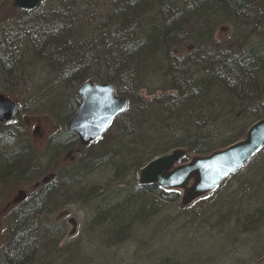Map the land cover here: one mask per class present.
<instances>
[{
  "label": "rangeland",
  "instance_id": "rangeland-1",
  "mask_svg": "<svg viewBox=\"0 0 264 264\" xmlns=\"http://www.w3.org/2000/svg\"><path fill=\"white\" fill-rule=\"evenodd\" d=\"M74 1V11L67 12L65 4L67 3L68 7V4L70 5ZM121 2L122 0H86V2L84 0H46L35 11L26 13L13 9L12 0H0V46L12 55L11 62L8 60L6 63L10 66L9 69L3 71L0 68V94L20 106L16 123L8 129L0 128V131L9 130L10 134L17 135L14 139L19 141L14 147L19 155L23 153L25 156V160L23 156L21 159L24 161L23 167L26 171V174L23 175L11 174L8 182L0 184V201L9 200L15 190L33 183L36 179L40 180L50 175L52 170H54L53 174L56 175V179L49 185L51 195L54 197L51 202L55 203L43 207L42 214L35 219L15 220L16 218H14L2 224L5 230L0 234V262L12 263L7 261L14 254V251L11 250L13 240L23 232L31 242V249L28 251V256L22 255V260L20 262L15 260L14 263L264 264V228H261L264 222V214L262 216L263 222L259 216L258 223L254 224V226L258 224L259 229L254 232L249 228L243 233L246 213L251 209L252 211H259V208L262 210V204L257 205L255 203L254 208L251 209L242 204L233 218L232 216L228 217L229 215L226 213L229 212V206L226 210L224 208V205L234 200V194L238 191L237 181L233 178L219 189L217 194L201 198L185 208L180 206L181 194L179 193L174 194L176 200L172 202L166 201L165 198L173 193L166 192L167 195L162 196L161 202L152 207L149 205L150 199H132L129 197L128 188L132 187L133 183L137 184V167H128L132 164V160L135 161L139 158L146 164L149 160L147 159L149 156L146 155L153 148L168 144L172 139L171 134L157 139L156 141L159 140L157 143L150 144V147L141 150L145 152L143 154L139 150H133V142L141 140L142 143H147L148 141L144 142L146 141L145 138L153 137L148 135H154L152 131L154 126L152 124L146 125L144 122L141 125H136L135 128L133 127V130L127 126L129 123H134L135 112L144 107L143 98L138 96L139 92L142 91L137 85L131 84L129 80L116 79L117 76L113 75L114 82L110 83L120 95L127 97L130 112L115 122L109 135L98 145L83 149L72 142L66 145L67 142L66 147L55 144L52 146L53 151L48 153L49 157L43 158L42 161L30 162L29 157L26 158V155H30V153L40 154L46 146L51 147L46 138L51 134L55 137L59 136L62 127L64 129L66 120L78 108L80 98L77 95V90L85 83L83 81L87 80L94 84H100L99 79L104 77L106 71L104 67L92 69L96 67V65H92L77 76L69 75L70 71L65 68L61 69V66L67 64L66 61H68L67 52L62 51H59L58 59L54 57L53 61L51 56L44 58L43 55L37 57L32 55L34 59H30L24 53L27 44L34 47L32 42H29V37L35 36V42L43 40L41 42L43 44L39 47L43 49L49 44V40L42 36L40 39L39 34L45 33L44 28L48 25L45 23L46 20L54 16L55 13H57L58 19L54 22L66 24L65 19H70L71 23L66 28L67 33H64L65 36H68L69 33L81 27L80 24L73 26L71 18H74L75 21L81 19L85 32L89 26L92 27L90 28L91 32L94 29L97 30L96 33H91L85 38L88 41L89 50H95L97 52L96 57L100 60L104 59L99 48L96 47L99 44L96 40L98 36L102 35L115 41L116 35L123 32V34L128 35L130 33L128 31L133 28V32L137 35V38L134 39L142 41L153 27L149 17L153 16V19H156L159 11L162 12V15L164 13L163 9L159 7L160 3L156 6L152 0H149L147 7L149 11L139 15L132 24H127L117 17L119 9H121L117 7V4L119 6ZM153 7H155L154 10ZM178 8L180 9V7ZM170 14L164 13V17L167 19ZM199 14L201 15V13ZM104 18L106 19L104 25L98 23ZM228 32L229 29L224 26L214 29L212 33L214 38L210 44L224 46L223 44L230 38V32ZM255 32L256 34L251 36L249 40L251 46L264 39L259 29ZM110 40L106 44H110L112 42ZM190 41L194 42L193 39H190L184 41L182 46L185 43L191 44ZM104 42L106 40H103L101 44ZM123 44L124 42L119 39L115 49H121ZM93 47L96 49H92ZM205 47L203 43L202 48ZM5 49L1 50L4 54H6ZM119 49L118 52H120ZM178 51L180 52L179 48ZM110 52L109 58H115L117 61L116 51L110 50ZM158 53L159 59H156L157 53L155 51L153 54L146 53L143 56L146 61V68H148L143 72L147 91H143L145 101L148 103L152 99L156 103L154 97L160 95L157 92L160 90V93L167 92L168 88L174 86L173 84L180 86L183 93L189 95L193 88V80L196 77L199 78L200 73L188 70L185 73L192 77H187L186 74L172 77L171 71L173 72V70L169 68L168 57L162 52ZM160 53L163 56H160ZM4 58H7L6 55ZM134 62L135 64L130 63V65H124L123 68L124 74H128L130 80L134 78L133 75L131 76L132 68L136 72L141 70L140 62ZM174 72L176 73V71ZM244 106L248 110L247 114L241 115V119H244L247 124L252 118L258 116L252 114L253 109L250 108L249 104H244ZM253 108L255 110L258 107ZM64 109H66V117L60 120L58 116L62 115ZM153 114L150 113L151 118ZM139 118L136 117L138 120ZM192 121L197 120L195 118ZM226 121V119H222L219 123L223 125ZM27 122L30 124L38 123L36 127H39L40 131H38L41 134L39 139L31 140L30 133L25 130ZM248 126L244 128V134ZM230 127L231 131L224 132V136L236 134L237 130L233 128L234 125ZM200 133L207 134L202 129ZM222 136L223 134L221 137L219 136L220 139H208L211 144L214 143L208 149L219 150L222 143L218 141L221 140ZM36 137L38 136L36 135ZM67 151H71L72 158L65 157ZM187 151L186 161L197 156L192 151ZM103 157L105 160L101 161ZM255 158L258 163L264 162V151ZM123 159H127V162L124 163ZM93 161L94 163H92ZM115 167H119V170H115ZM78 170H81V173ZM69 173L76 177V181L66 184L70 177ZM249 175H251L250 172L246 175L239 174L237 176L245 179ZM21 178L31 179L25 181ZM63 180H65L64 183ZM130 180L132 182L127 183ZM253 184L257 185L258 182H253ZM60 185H64L66 190L70 188L69 196L72 195V197L68 199L70 200L68 203L61 195L65 191L62 187V192H60ZM242 197L240 195V199ZM246 199L247 197H244V203ZM138 201H141L144 207H135L136 211L133 212V204L136 205L139 203ZM253 203L254 201L250 203L251 207H253ZM257 206L258 209H256ZM139 213L142 215H138ZM62 215H67V217L61 219ZM69 218H73L76 222V232L72 237H68V232L71 230L67 225ZM52 222L54 223L53 227ZM112 231H115L114 234L117 231L116 239L110 233ZM257 232L258 234H255Z\"/></svg>",
  "mask_w": 264,
  "mask_h": 264
},
{
  "label": "trees",
  "instance_id": "trees-1",
  "mask_svg": "<svg viewBox=\"0 0 264 264\" xmlns=\"http://www.w3.org/2000/svg\"><path fill=\"white\" fill-rule=\"evenodd\" d=\"M84 1L86 2V0ZM191 1H197V0H152V2H154L156 6L159 5V3L161 4L159 5V7L160 9H163L164 13H167V14L171 13L170 17L166 19L164 17V13L162 15L161 11L157 13L156 19H153V16H150L149 21L150 23H152L153 27L150 30L148 36L145 37L142 41L134 39V38H137L136 37L137 35L136 33L133 32L134 31L133 28L130 29V31H128L130 32L128 35L123 34L124 32L116 35L117 39H115V41L110 40L109 38H106L105 36H102V35L98 36L96 40L99 44H97L96 47L99 48L100 50L99 52L104 56V59H101V60L100 58L96 57L97 52L95 50H89V45L87 44L88 41L85 40V38H87L89 34L96 33L97 30L94 29L93 32H91L89 28V29H86L87 32H85V29L82 27L83 21L79 19V24L81 25L80 29L72 33H69L68 36H65L66 34L64 33L66 32L67 25L70 24L71 21L70 19L66 18L65 19L66 24L63 22H62L63 24L54 22L55 20L58 19L57 13H55L54 16L46 20L45 23L48 25L44 28L45 33H43V35L39 34L40 39H41V36L43 38L47 37V39L49 40V44H47L45 48L40 49L39 47H41V45L43 44L41 43L43 40L35 42V36L33 38L29 37V42H32V45L34 47H30L27 44L24 53H26L27 56L30 57V59H34L32 55H34L35 57L43 55L44 58L51 56V59L53 61L54 57L58 59L59 51L67 52L66 53V58H68V61H66L67 64H64L63 66H61V69L65 68L66 70L70 71L71 73H69V75H72V74L73 76L79 75L81 71L84 70L83 69L84 66L92 62L93 66L96 65V67H93L92 69L100 68V67H104L106 69V71L104 72V77H101L99 79L101 83H110L112 81L114 82L113 75H115L117 76L116 79L119 78L120 80H124V81L129 80L131 84H135L137 85V87H140V85H138L137 83L144 78L143 72L146 71V69H148L146 68V61L143 56L146 53L153 54L154 51L153 50L151 51V49L155 48L156 46L163 47L165 43H161L159 41L161 40L162 37L170 38V39L177 37L178 30L181 28V24L187 23V22H184L185 13L182 12L183 13L182 14V13H179V11L183 6H188V3H190ZM231 1L233 3L238 2L240 4V0H231ZM148 4H149V0H122L119 6L117 4V7L121 8L119 9V13L117 14V17L127 22V24L128 23L132 24L135 21V19L139 17V15L143 14L145 11H149L147 9ZM201 5H203V7ZM201 5L199 4L196 5L194 9L190 11L194 14L192 15V20H194L195 15H197L196 19L198 21V24L196 25V27H194V33L195 31L198 33L202 31V32L209 34L213 31L215 26L222 24L221 22L225 20V18L223 19L219 18L221 12H218V10H220L223 7L226 8V5H223V4L221 5V2L217 4V1L215 3L210 1L204 4H201ZM74 7H75V1L70 5L68 4V7H67V3L65 4V8L67 9L66 10L67 12L69 11L73 12ZM178 7H180V9ZM154 9L155 7H153V10ZM199 13H201V17ZM199 17L201 20H199ZM260 17L255 16L251 18L250 20H244L246 21L244 23L246 27L248 28L251 27L252 29H254L253 31H256L257 29H259V31H261L262 33V37H264V17H261V18ZM226 18H230V17H226ZM230 19L235 21V19L233 18H230ZM166 21H170V22H166ZM176 21L180 23L178 27H174V23ZM238 21H241V20H238ZM132 27L134 26L132 25ZM60 31L62 32L60 33ZM247 33L248 31H246V33L244 34L243 33L240 34L238 36V39L247 37L248 36ZM194 36L196 37V34H194ZM191 38L195 40L196 44H198V48H200V46L203 45L204 41H206V40L202 41L201 39H196L193 37ZM119 39L122 40L124 44L122 45L121 49L117 48L116 50L115 47L117 46ZM99 40H102V41H99ZM103 40H106V42L101 44ZM109 40L112 42H110V44H106ZM96 47H93L92 49H96ZM246 47L248 49L244 51L245 54L241 56L242 58L240 57L241 60H239L240 58H238L237 60L235 59V57L239 55V53L236 52L237 53L236 55L235 53L231 55L230 57L231 62H228L227 64L224 65L222 71H225L229 80H226L227 78H223V77L213 79L210 76H206V77H204L205 75L201 76L198 80H196L197 82H193L192 84L193 88L191 89L192 94L190 93L189 95H186L185 93H183V90L182 88H180V86H176L175 88H173V90H176L178 94L175 98H171V99L177 100V102H175L176 104L169 103L167 104V107H164L161 105L158 106L152 100L147 103L145 99L143 98V101H142L143 102L142 104H144L143 109H141L138 112L137 111L135 112L136 115L133 117L134 123L133 122L129 123V125L127 126L129 128H132L133 130V127L135 128L137 127L136 125H139V124L141 125L143 122L146 125L152 124L154 126V128L152 129V131L154 132V135H148V136H153L152 138L151 137L145 138L146 141L144 142L148 141L147 143H142L141 140H138L137 142H133L132 143L133 150L134 151L139 150L140 153L143 154L145 152H142L141 150H145L147 147H150L152 144L157 143L159 141V140L156 141L157 139H160L164 136H168L169 134L172 135V139L169 141V143L164 144L163 146L153 148L151 152L148 155H146V156H149L147 158L149 159L148 161H151L155 157L161 154L167 153L168 151L177 149V148L190 150L192 151V153L198 156L207 155L215 150H218V149H212V150L208 149L209 146L214 145V143L211 144V142L208 139H211V140L215 138L220 139L222 134H223L221 138V140L223 139L222 142L221 140L218 141L222 143V147L220 148H225L241 140L244 135L243 130L247 125L250 126L256 121L264 118V114H263V116H258V118H255V120L252 123L244 125L245 123H244V120L241 119V115L245 114L247 109L245 108V106H242V108L240 109L234 105L237 103L236 98H234L235 96L234 92L235 93L237 92L231 89L233 87H236L231 83V81H234V83L237 81L239 83V86L242 85L244 87L243 89H248L247 91L249 93L251 90H255V91L257 90V92L264 91V39L259 40L258 43L252 46L249 43ZM3 49L5 48L0 46V68H2L3 71H5V70H8L10 67L6 63L8 60L9 62H11L12 55L7 53L6 49H5L6 54H4L3 51H1ZM118 49L120 52H118ZM110 50L112 52L116 51L115 57L117 58V61L115 60V58L114 59L109 58L110 53H111ZM4 55H6L8 59L4 58ZM161 56L163 55L161 54ZM44 61L46 60L44 59ZM134 61L140 62L142 71L138 73L137 75L138 77L134 76L133 73L131 72L132 73L131 76L133 75L134 78L130 80L128 77V74L126 75L124 74L125 70L123 68H124V65H130V63L135 64ZM170 61L171 60H169V63ZM182 63L183 62L178 63V64L183 66ZM92 65H90V67ZM51 66L52 65L50 64V67ZM185 72L186 70L184 69V66H183V71L176 72L177 74L174 71L173 72L171 71V76L172 77L173 76L176 77L178 75L183 76L184 74H186ZM207 78L213 79L215 83L210 82L211 80H207ZM60 79L63 80L62 77H60ZM250 80L252 81V83L253 81L254 82L256 81L257 85L250 86V87L247 86L249 85ZM86 81L87 80H84L83 82H86ZM174 107L176 109H173ZM52 109L54 110V107ZM65 111L66 109L63 110V112L61 113L62 115L58 116L60 120L66 117ZM129 112H130V105L128 107V110L122 116H126ZM151 112L154 113L152 118L150 115ZM136 117H140L139 120L136 119ZM195 118L197 121H192ZM222 119L227 120L226 123H224L223 125L219 123ZM118 121H119V118L115 120L114 122H118ZM233 125H234L233 128L237 127L236 134L226 138V136H224V132L226 131L230 132L231 127L229 128V126H233ZM209 127H212V128L209 130L208 129ZM124 128H126V126H124ZM201 129L205 130L207 134H204V133L201 134L200 133ZM238 129H240L239 132H238ZM233 131L235 130L233 129ZM73 138L65 133H61L59 134V136L52 138L50 141L51 147L48 148L49 152L53 151L52 149L53 145L56 144L58 146L63 147L65 146L67 142H70V139L73 140ZM18 141H19L18 139L15 140L14 138H8L5 142L0 143V178L6 177L11 174H17V175L26 174V171L23 167V165L25 164H24V161H22L21 159L22 158L21 156H23L25 160V156L23 155V153L19 155L18 151H15L16 149L14 147ZM27 156L29 157V155H26V158ZM104 160H105V157L101 159V161H104ZM123 160H124V163L127 162V159H123ZM27 161H29V159H27ZM92 163H94V161ZM143 164L144 163L142 162V160L138 158L135 161L132 160V164L129 165L128 167H131V166H133L134 168L137 167V170H138L145 165ZM115 170H119V167H115ZM78 171H80L79 173H81V170H78ZM249 172L251 173V175H249L245 179L242 178L241 176H237L239 174L246 175ZM68 175L70 177L66 181V184L67 182L69 183V182L76 181V177L72 176L71 173H69ZM232 178L235 179V181H237L236 183L238 186V191L236 194H234L235 197L233 196L234 200L224 205L225 210L229 206V209H228L229 212H226L229 216L228 215L227 216L228 217L232 216V218L235 217L236 212L238 211L239 207L242 204L245 207H248L250 209L254 208L255 203H257V205L262 204L261 205L262 210L257 206L256 209L259 208V211L258 210L252 211L251 209L245 215L246 224L244 225L243 233H245V231L248 230L249 228L255 232L256 229H259V225L256 224L257 226H254V224L256 222L258 223L259 216L262 221V216L264 214L263 212V209H264V162L258 163V161H256V158L251 160L245 167H243L238 172H236L234 175H232L231 178L227 180L219 189H221L224 185H226ZM253 182H258V184L257 185L253 184ZM62 187L65 192L61 195L65 199L66 202H69L70 200L68 199H71L70 197H72V195L69 196L70 188L66 190L64 188V185H60V189H59L60 192H62ZM140 190L148 192L152 197L157 196L160 199H162V196H163L162 191L156 189L155 187L139 188L137 185H135L129 191L130 192L129 197H132V199L134 198L137 199L138 197H135L133 193L135 191H140ZM218 190L215 191L213 195L217 194ZM240 195L243 196L241 199H240ZM244 197H247V199L245 200V203L243 202ZM73 198H76V197H73ZM140 198L141 197H139V199ZM165 200L173 202L176 199L174 198V195H170L168 198H165ZM41 201H42V198L39 200L36 199L38 206L40 205ZM45 201L48 202V199L45 198ZM252 201H254L253 207H251V204H250ZM133 206L134 207H132V211L135 212L136 211V209H134L135 207L142 208L144 207V204L140 201L136 205L133 204ZM138 215H142V214L139 213ZM263 225H264V222L262 223L261 228H264ZM114 232L112 231L110 233L114 235L116 239L117 231L115 234ZM258 232L255 234H258ZM18 235L19 236H17L13 240V248L11 250L14 251V254L10 256V260H9L10 263L12 262L11 264H15L14 263L15 260H17V262H20L22 260L21 256L22 255L24 257L28 256L29 255L28 251L29 249H31V242L29 241V238L23 233H20Z\"/></svg>",
  "mask_w": 264,
  "mask_h": 264
},
{
  "label": "water",
  "instance_id": "water-1",
  "mask_svg": "<svg viewBox=\"0 0 264 264\" xmlns=\"http://www.w3.org/2000/svg\"><path fill=\"white\" fill-rule=\"evenodd\" d=\"M44 0H13L17 10L33 11ZM81 104L66 123V131L77 136L82 146L100 139L110 122L127 108L124 98L115 96L109 84H83L77 92ZM16 107L0 95V121L10 122ZM264 146V119L251 126L245 139L229 148L189 164L175 167L185 152L177 150L161 156L138 172L140 186L156 185L160 189L182 191L181 205L187 206L200 196L213 191L225 177L243 166ZM193 185L189 187V183ZM74 226V222L69 221ZM73 232H71L72 234Z\"/></svg>",
  "mask_w": 264,
  "mask_h": 264
},
{
  "label": "bare ground",
  "instance_id": "bare-ground-1",
  "mask_svg": "<svg viewBox=\"0 0 264 264\" xmlns=\"http://www.w3.org/2000/svg\"><path fill=\"white\" fill-rule=\"evenodd\" d=\"M212 1L213 3H215L217 1V4H219L221 2V5H226V8H219L220 10H218V12L220 13L219 18L223 19L225 18L224 21H222L221 23L223 24L224 27L229 29V36H231L233 39L231 42H228L226 46H221L220 44H212L209 45L208 47L205 48H196L194 46H192V48H189L190 46H182L181 43V39L183 38V36H193L196 39H201L202 41L204 40H209V39H213L214 35L212 33H205L200 31L199 33L195 31L194 33V27H196V25L198 24V21L196 19L195 15V19L192 20V15H194L192 12H190L191 10L194 9V7L196 5H201L204 4L206 2H210ZM225 3V4H224ZM203 7V5H201ZM205 10V9H204ZM225 10V11H224ZM179 11V10H178ZM184 12L185 14V20L184 22H187L186 24H181V28L178 30V35L177 37H174L172 39L170 38H165L162 37L161 40H159L161 43H165V45H163L162 48H160L159 46H156L155 48L151 49V51H155V53H157L156 55V59H159V53L158 52H162L166 55V57H168L170 61V69L176 72H181L183 71V66L184 69L186 70V72L188 70H193V72L195 73H200L198 76L199 78L201 76H210L211 78H227L226 80H229L228 76L226 75L225 71H222L223 67L225 64H227L228 62H231L230 57L233 53H235V55L237 53H239V55H237L235 57V59L237 60L238 58H240L241 56H243L245 54V50H247L248 48L246 47L250 42V38L251 36H254L256 34L255 31H253L254 29H252L251 27L248 28L246 27L245 23L246 21L244 20H250L251 18L257 16V17H264V0H240V4L238 2L233 3L231 0H197V1H191L190 3H188V6H183L179 13ZM183 14V13H182ZM200 15V14H199ZM187 16V17H186ZM201 17V15H200ZM199 17V20H201ZM226 17H230L235 19L232 20L230 18H226ZM260 17V18H261ZM105 18L103 21H100L98 23H101V25H104L105 22ZM237 20V21H236ZM241 20V21H238ZM166 22H170V21H166ZM72 23L73 26L74 24H79V21L76 19V21L74 20V18L72 19ZM200 23V21H199ZM167 24V23H166ZM100 25V24H99ZM180 25L179 22H175L174 23V27H178ZM89 26V25H88ZM89 28H92L91 26H89ZM80 29L77 28L76 30ZM197 29V28H196ZM225 29V28H224ZM74 30V31H76ZM226 30V29H225ZM73 31V32H74ZM246 31H248L247 33V37L242 38V39H238V36L240 34H244L246 33ZM194 34H196V37L194 36ZM231 34V35H230ZM226 39V37H225ZM224 39V40H225ZM159 42V43H160ZM178 48L180 49V52L178 51ZM169 49V50H167ZM237 52V53H236ZM161 56V53H160ZM242 58V57H241ZM241 58L239 60H241ZM183 62V66L178 64ZM186 62V63H185ZM185 63V64H184ZM93 63H89L86 66H84V70L89 67L90 65H92ZM142 69L139 71L141 72ZM134 76H137L139 72H136L133 68L132 71ZM187 76H191L187 73ZM138 77V76H137ZM192 77V76H191ZM199 78H195L193 80V82H197L196 80H198ZM213 79H209L207 78V80H211L210 82L215 83V81ZM145 81L144 79H142L141 81H139L137 84L140 85V90L141 91H146L145 88ZM231 83L238 87H233L231 88L233 91H236L237 93L234 92L235 96L234 98H236V104H234L237 108H242V106H244V104L250 106L251 109H253L252 114H255L257 116H262L264 114V91L261 92H257V90H251L250 93L247 91L248 89H243L244 87L241 85L239 86V83L236 81L234 83V81H231ZM134 85V84H133ZM257 82L250 80L249 85L247 86H256ZM177 85L174 84V86H172L171 88H168L167 92H163L160 93V91L157 92V94H160L159 96L157 95L155 99V104L156 105H161L164 107H167V104H176L175 102H177V100H173L171 98H175L177 96V91L173 90V88H175ZM159 89H163V88H159ZM241 91V92H240ZM147 92V91H146ZM133 95V94H131ZM123 96V95H121ZM126 97V96H123ZM170 99V100H168ZM232 100V99H231ZM234 102V101H233ZM253 107H258L257 109L254 110ZM236 109V108H235ZM248 110V109H247ZM258 111H260L259 113H257ZM245 114H247V111L245 112ZM244 115V114H243ZM253 115V116H255ZM255 118L258 117H254L252 118L247 124L252 123ZM244 120V119H243ZM244 125H246V122L244 120ZM243 127V126H242ZM237 129V127L235 128ZM229 136H232V134H229L226 136V138H228ZM132 180L128 181L127 183H131ZM68 183V182H67ZM135 186V183H133L132 187H129V191ZM133 195L135 197H141L144 199H150V206H156L157 204H159L161 202L160 198L157 196L152 197L148 192L146 191H135L133 193ZM21 215L16 217L15 220H19L21 219ZM23 233V232H22ZM25 235V233H23ZM15 264H19L17 262H15Z\"/></svg>",
  "mask_w": 264,
  "mask_h": 264
},
{
  "label": "flooded vegetation",
  "instance_id": "flooded-vegetation-1",
  "mask_svg": "<svg viewBox=\"0 0 264 264\" xmlns=\"http://www.w3.org/2000/svg\"><path fill=\"white\" fill-rule=\"evenodd\" d=\"M182 42L183 41H181V43ZM189 48H192V46ZM38 130L39 127L34 128L33 138L35 139L40 138L35 135V132ZM9 177L10 175L0 178V184L2 185L6 183ZM47 186L48 184L43 185L38 182H34L15 190L9 200L5 202L0 201V221L13 220L20 215L22 217L21 219H35V217L42 214V209L44 205H46L43 197L45 194H48V190L46 191ZM41 198L42 201L38 206L36 199L39 200Z\"/></svg>",
  "mask_w": 264,
  "mask_h": 264
}]
</instances>
